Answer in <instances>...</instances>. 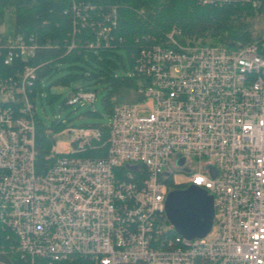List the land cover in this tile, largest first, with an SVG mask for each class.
<instances>
[{
	"label": "built area",
	"instance_id": "built-area-1",
	"mask_svg": "<svg viewBox=\"0 0 264 264\" xmlns=\"http://www.w3.org/2000/svg\"><path fill=\"white\" fill-rule=\"evenodd\" d=\"M198 1L264 13V0ZM72 9L74 35L88 24V6ZM115 13L89 24L88 47L109 44ZM263 46L264 37L188 41L173 26L132 56L140 98L114 104L107 125L50 134L40 162L32 92L47 62L35 59V35L0 40L4 64L23 63L17 76L0 78V224L12 239L0 264H264ZM95 100L78 87L66 103ZM59 135L72 136L71 152L56 151ZM192 184L212 196L214 219L205 236L188 239L168 221L165 200Z\"/></svg>",
	"mask_w": 264,
	"mask_h": 264
},
{
	"label": "trees",
	"instance_id": "trees-1",
	"mask_svg": "<svg viewBox=\"0 0 264 264\" xmlns=\"http://www.w3.org/2000/svg\"><path fill=\"white\" fill-rule=\"evenodd\" d=\"M73 5L88 6L86 11L88 24L74 35H72ZM113 10L116 12V26L111 30L110 45L88 47L86 43L96 38L94 30L96 26L92 29L89 24L93 21H102L103 16L109 15ZM253 13L262 14L255 12L246 4L213 6L201 4L198 0H0V27H7L5 32H0V40L17 34L36 36L40 49L35 59L47 63L35 80L32 99L41 95V80L54 71V63L84 60L83 57L86 55L94 63L86 62L89 66L85 69L87 76L103 79L111 88L103 99L109 115L114 104L137 101L140 98L137 91L143 84L142 78L131 73L121 76L113 74V68L116 67L115 60L123 61L116 50H125L132 72L134 62L132 56L138 46L150 44L152 38L159 40L173 26L178 29L182 39L188 41L203 44L234 45L236 42L247 44L262 39L253 35L247 21L248 15L251 16ZM143 34H147L149 40L142 39ZM136 38L139 39L138 42L135 41ZM73 39L75 46L69 49ZM3 53L2 50L0 78L17 76L22 70L23 63L15 60L10 65H5ZM79 87L91 90L88 87L80 85ZM129 93L134 94V98L129 99L130 101L127 99ZM113 95L115 99H112ZM60 125L56 124L52 129L57 130ZM35 129L37 159L42 162L49 153L52 133L47 132L37 118ZM171 233L175 232L171 231ZM11 240L9 232L0 224V247L7 248ZM35 264H46V262L37 259ZM54 264L93 263L80 259Z\"/></svg>",
	"mask_w": 264,
	"mask_h": 264
},
{
	"label": "rangeland",
	"instance_id": "rangeland-1",
	"mask_svg": "<svg viewBox=\"0 0 264 264\" xmlns=\"http://www.w3.org/2000/svg\"><path fill=\"white\" fill-rule=\"evenodd\" d=\"M247 21L255 37H264V13L248 15ZM6 29L7 27L1 26L0 32L3 33ZM73 44L75 46V42ZM116 53L122 56L123 61L115 60L116 67L113 68V74L115 76L130 75L131 65L125 50L118 49ZM83 59L73 62H56L54 63L56 70L54 69L52 73L41 80L42 91L40 92L41 95H37L35 112L36 118L44 125L47 132L56 133L64 126L107 125L109 123L110 118L103 99L111 88L105 80L87 76L88 73L85 69H88L89 66L86 62L94 63L86 55ZM76 85L93 90L96 93L95 102L84 105L80 103L67 104L66 100L75 90ZM131 98H134L133 93L127 95L128 100ZM112 99H115V95L112 96ZM147 104L150 106L149 102ZM56 124H61V128L52 129ZM71 139V135L56 136L54 141L56 151L71 152ZM214 234L215 231L212 229L208 237L212 238Z\"/></svg>",
	"mask_w": 264,
	"mask_h": 264
},
{
	"label": "water",
	"instance_id": "water-1",
	"mask_svg": "<svg viewBox=\"0 0 264 264\" xmlns=\"http://www.w3.org/2000/svg\"><path fill=\"white\" fill-rule=\"evenodd\" d=\"M261 53L264 55V46ZM78 87L76 85L75 88ZM215 173L213 170L212 175ZM165 212L178 234L188 239L203 237L213 224V198L205 189L194 184L184 189H172L166 196Z\"/></svg>",
	"mask_w": 264,
	"mask_h": 264
}]
</instances>
